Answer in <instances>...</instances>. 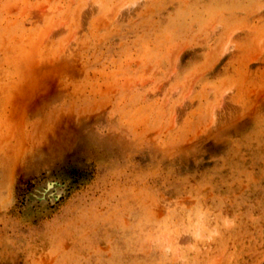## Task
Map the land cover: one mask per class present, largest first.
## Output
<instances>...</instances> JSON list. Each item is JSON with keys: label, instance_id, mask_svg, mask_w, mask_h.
I'll return each mask as SVG.
<instances>
[{"label": "rangeland", "instance_id": "374dc122", "mask_svg": "<svg viewBox=\"0 0 264 264\" xmlns=\"http://www.w3.org/2000/svg\"><path fill=\"white\" fill-rule=\"evenodd\" d=\"M0 264H264V0H0Z\"/></svg>", "mask_w": 264, "mask_h": 264}]
</instances>
